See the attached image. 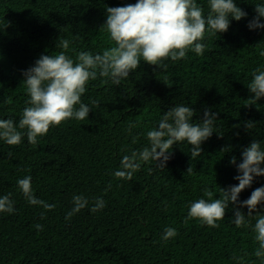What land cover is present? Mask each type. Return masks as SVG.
I'll list each match as a JSON object with an SVG mask.
<instances>
[{
    "label": "trees",
    "instance_id": "obj_1",
    "mask_svg": "<svg viewBox=\"0 0 264 264\" xmlns=\"http://www.w3.org/2000/svg\"><path fill=\"white\" fill-rule=\"evenodd\" d=\"M136 2L0 0V119L11 118L18 125L29 99L23 72L41 54H58L56 45L62 39L70 41L66 54L73 59L80 51L102 53L114 46L101 30L106 8ZM197 2L207 14V0ZM235 2L248 15L231 19L227 32L206 38L203 56L189 51L186 58H169L161 67L141 61L120 85L103 78L90 81L81 99L90 107L97 101L98 106L86 120L71 119L50 128L35 147L26 135L16 146L0 140V197L11 194L15 208L12 214L0 213V264H262L254 255L255 213L246 216L247 227L232 222L231 206L218 228L196 219L185 223L190 202L207 199L205 189L219 198L220 187L239 183L233 156L237 164L242 162V149L253 140L264 147V97L245 105L254 95L247 87L252 71L264 70L259 54L264 51V29L248 27L255 4L264 0ZM176 105L194 108L195 124L206 110L217 113L201 156L192 160L191 146L176 144L165 168L151 161L131 180L115 178L112 173L122 157L147 146L146 132ZM249 120L256 123L254 129L244 127ZM130 124L135 125L131 134ZM26 176L32 177L34 195L55 205L53 209L24 199L17 181ZM261 186L264 176L256 177L239 200ZM76 195L89 204L66 219ZM96 198H102L105 207L93 213ZM258 208L264 214V203ZM241 211L247 214L248 209ZM166 227L178 233L167 242L161 238Z\"/></svg>",
    "mask_w": 264,
    "mask_h": 264
},
{
    "label": "clouds",
    "instance_id": "obj_2",
    "mask_svg": "<svg viewBox=\"0 0 264 264\" xmlns=\"http://www.w3.org/2000/svg\"><path fill=\"white\" fill-rule=\"evenodd\" d=\"M254 11L256 15L249 21V29H264L261 20L264 18V3L255 4ZM247 15L235 0H207V14L197 0H137L134 4L107 7L106 21L101 30L108 32L114 46L96 54L80 51L73 59L66 54L70 41L62 39L56 45V48L61 49L58 54H41L34 65L23 72L29 99L18 125L11 118L0 119V140L16 146L26 135L28 143L37 146L38 138L45 136L50 128L71 119L84 121L90 111L98 106L97 101H92L90 107L81 99L90 81L103 78L104 82L120 85L139 68L141 61L161 67L162 62L169 58L173 62L186 58L189 51L203 56L207 48L204 43L206 38L227 32L231 19L240 21ZM259 54L264 56V51ZM251 75L247 87L254 95L249 97L246 106L257 104L264 97V70L257 68ZM194 113V108L185 105H176L165 112L158 126L146 132L149 144L122 157L120 167L112 173L115 178L131 180L143 164L151 161L165 168L172 155L170 150L176 144L187 142L191 146L192 160L201 156V145L212 136L217 113L206 110L199 124L191 122ZM134 126L129 125V134ZM244 127L251 130L256 127V123L249 120L244 122ZM231 163L237 167L239 174L234 179L239 183L227 188L220 187L219 198H213V191L205 189L203 196L207 199L202 197L190 202L185 223L196 219L201 224L218 228V221L224 219L226 210L231 206L232 222L240 228L247 227L250 221L246 220V216L252 217L255 213L253 231L258 247L254 255L264 264V214L258 208L264 203V186L253 190L248 199L239 200L240 193L251 187L256 177L264 176V147L261 141H251L242 149V162L237 164L233 156ZM187 172L191 173L192 167ZM31 181V176L18 179L17 190L29 204L42 206L45 210L53 209L55 205L34 195ZM72 203L73 208L66 219L86 208L89 201L83 195H76ZM104 207V200L96 198L91 212L95 213ZM243 207L248 209L247 214L241 211ZM14 212L11 194L0 197V213ZM36 228L42 230V225L37 224ZM177 234L175 228L166 227L161 238L167 242ZM233 259L242 258L234 255Z\"/></svg>",
    "mask_w": 264,
    "mask_h": 264
}]
</instances>
